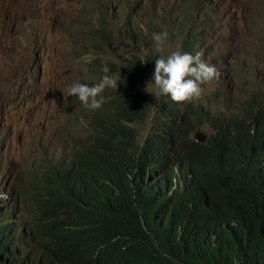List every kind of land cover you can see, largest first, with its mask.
<instances>
[{"label": "clouds", "instance_id": "1", "mask_svg": "<svg viewBox=\"0 0 264 264\" xmlns=\"http://www.w3.org/2000/svg\"><path fill=\"white\" fill-rule=\"evenodd\" d=\"M171 1L174 4L170 5H183V9L165 11L169 3H164L159 9L161 21L178 37L182 36L181 49L168 54L151 51L149 55L136 57L119 71H109L105 65L101 74L71 85L64 93L65 99L72 97L78 104L76 118L84 122L85 137L81 141L66 140L43 148L30 164L22 165L20 179L11 176L14 182L11 192L0 193V230L6 232L7 240L12 243L0 242V264H12L14 243L17 246L23 243L20 260L33 249L37 230L27 223L29 221L25 222L21 211L42 194L48 182L54 181L56 188L64 192L73 190L83 174L87 154L99 148L108 133L126 116L132 129V144L122 170L125 181L141 185L152 181L168 183L156 189H163L168 197L177 201L190 199L187 184L191 176L203 169L208 144L212 150L215 145L218 153L236 161L246 172L260 174L264 179V69L248 83L250 94L241 108L214 114L197 104L204 88L219 80L220 69L207 60L204 51L195 48L191 16L198 15L197 21L208 27L211 20L200 18L208 10L236 22L242 9H234L228 0ZM186 1L193 5L175 4ZM178 13L186 17L183 20L168 18ZM149 18V30L142 31V38L147 43L153 40L155 50L162 52L168 33L156 28L157 21L152 16ZM74 24L73 21L71 29L75 28ZM94 64L95 61L90 64L91 70L96 69ZM204 128H208L210 134ZM168 177L170 182H167ZM131 201L143 212V201L137 191L131 194ZM211 209L212 206L208 208ZM37 225L42 230L43 241L57 240L55 222L37 221Z\"/></svg>", "mask_w": 264, "mask_h": 264}, {"label": "rangeland", "instance_id": "2", "mask_svg": "<svg viewBox=\"0 0 264 264\" xmlns=\"http://www.w3.org/2000/svg\"><path fill=\"white\" fill-rule=\"evenodd\" d=\"M188 1L175 4L193 5ZM228 1L242 9L236 22L211 10L200 17L210 26L198 15L190 21L195 48L220 69L219 80L204 88L197 103L214 114L241 108L248 83L264 69V0ZM164 3L165 11L183 9L171 0H0V193L11 192V176L20 179L22 165L43 148L84 139L78 104L64 96L71 85L101 74L105 65L119 71L140 55L182 48V36L161 21ZM150 16L168 33L162 52L142 38ZM170 17L183 20L186 14ZM22 217L32 221L26 212Z\"/></svg>", "mask_w": 264, "mask_h": 264}, {"label": "trees", "instance_id": "3", "mask_svg": "<svg viewBox=\"0 0 264 264\" xmlns=\"http://www.w3.org/2000/svg\"><path fill=\"white\" fill-rule=\"evenodd\" d=\"M131 144L126 116L87 154L73 190L61 191L54 181L44 185L21 211L37 230L33 249L20 260L23 243H14L12 264H264L260 174L246 172L208 144L203 169L187 184L191 198L177 201L156 189L168 183L124 180ZM135 191L143 212L132 204ZM48 220L57 224L56 241L40 238L37 221ZM0 237L12 243L5 231Z\"/></svg>", "mask_w": 264, "mask_h": 264}, {"label": "bare ground", "instance_id": "4", "mask_svg": "<svg viewBox=\"0 0 264 264\" xmlns=\"http://www.w3.org/2000/svg\"><path fill=\"white\" fill-rule=\"evenodd\" d=\"M149 37V36H148Z\"/></svg>", "mask_w": 264, "mask_h": 264}]
</instances>
